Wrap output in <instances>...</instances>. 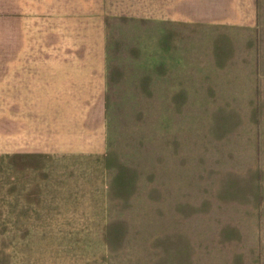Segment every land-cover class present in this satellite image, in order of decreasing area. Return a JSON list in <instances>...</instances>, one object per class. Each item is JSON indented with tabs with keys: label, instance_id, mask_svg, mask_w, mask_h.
<instances>
[{
	"label": "rangeland",
	"instance_id": "rangeland-1",
	"mask_svg": "<svg viewBox=\"0 0 264 264\" xmlns=\"http://www.w3.org/2000/svg\"><path fill=\"white\" fill-rule=\"evenodd\" d=\"M100 181L88 230L229 227L264 264V0H0V264H103L62 215Z\"/></svg>",
	"mask_w": 264,
	"mask_h": 264
},
{
	"label": "crops",
	"instance_id": "crops-1",
	"mask_svg": "<svg viewBox=\"0 0 264 264\" xmlns=\"http://www.w3.org/2000/svg\"><path fill=\"white\" fill-rule=\"evenodd\" d=\"M111 183L107 181L75 183L79 184L78 187H74L75 192L71 194L75 203L72 200L62 212L66 219L77 222L75 236L90 239L88 235L90 231H94L93 233L99 236L101 241L96 244L92 243L94 247H87L85 250H94L95 246L99 244V249H97L103 255V264L115 262H118L116 264H239L241 260H247V256L244 254L253 247L251 241L244 240V243H241L239 239L235 241L241 232L229 227L222 226L221 228L228 229V232L219 229L210 230L206 227L181 229L177 228L179 224L176 223L175 228L148 229V232L146 229H123L122 227L104 231L103 234H100L96 229L88 230L90 227L95 228L97 221L101 219L94 217L96 214L95 198L98 196L93 191V185H107L106 188L112 189ZM103 190L105 189L99 191L103 192ZM231 207L225 208L227 215H231L230 212L234 211ZM216 209L219 210V208ZM208 216L210 215L202 217L196 215L195 217L199 218V222H203V217L207 218ZM80 220H88L89 223L85 224L86 226L83 224L81 227L78 222ZM93 221L96 222L95 225H93ZM113 223L119 226L118 222L114 221ZM133 239H147L148 242L145 246H138L137 241ZM241 250L245 251L241 252ZM75 262L85 264L80 259L76 260V257Z\"/></svg>",
	"mask_w": 264,
	"mask_h": 264
},
{
	"label": "trees",
	"instance_id": "trees-1",
	"mask_svg": "<svg viewBox=\"0 0 264 264\" xmlns=\"http://www.w3.org/2000/svg\"><path fill=\"white\" fill-rule=\"evenodd\" d=\"M178 59H180V57L179 58H173V60H174V64L175 63H178ZM154 67H157V66H159L162 62H163V58L161 59V56H159L158 58H156L155 60H154ZM154 70H156V68H154Z\"/></svg>",
	"mask_w": 264,
	"mask_h": 264
}]
</instances>
